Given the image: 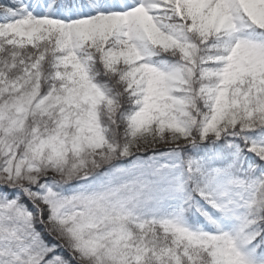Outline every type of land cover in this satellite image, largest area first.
Instances as JSON below:
<instances>
[{"label":"snow or ice","instance_id":"snow-or-ice-1","mask_svg":"<svg viewBox=\"0 0 264 264\" xmlns=\"http://www.w3.org/2000/svg\"><path fill=\"white\" fill-rule=\"evenodd\" d=\"M0 264H264V0H0Z\"/></svg>","mask_w":264,"mask_h":264}]
</instances>
